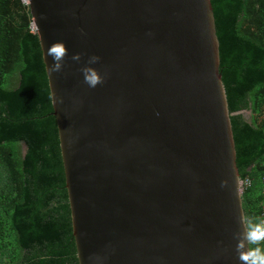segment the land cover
<instances>
[{"label":"water","instance_id":"water-1","mask_svg":"<svg viewBox=\"0 0 264 264\" xmlns=\"http://www.w3.org/2000/svg\"><path fill=\"white\" fill-rule=\"evenodd\" d=\"M27 2L78 264H241L243 178L211 0ZM56 41L68 56L49 76ZM92 55L107 72L95 88L80 71Z\"/></svg>","mask_w":264,"mask_h":264},{"label":"trees","instance_id":"trees-1","mask_svg":"<svg viewBox=\"0 0 264 264\" xmlns=\"http://www.w3.org/2000/svg\"><path fill=\"white\" fill-rule=\"evenodd\" d=\"M211 4L244 212L264 218V0ZM31 24L28 5L0 0V264H78L57 121Z\"/></svg>","mask_w":264,"mask_h":264},{"label":"clouds","instance_id":"clouds-1","mask_svg":"<svg viewBox=\"0 0 264 264\" xmlns=\"http://www.w3.org/2000/svg\"><path fill=\"white\" fill-rule=\"evenodd\" d=\"M81 32L83 30L81 29ZM47 56H51L53 63L48 68L49 76L63 70L65 57L68 56V48L63 41H56L47 49ZM81 53L74 54L71 58L74 61L81 60ZM97 55L89 56L86 66L80 69L83 74V82L89 88H95L105 82L107 72L103 75L98 69L92 67L100 61ZM53 103L63 104V97L56 98L53 93ZM227 181H221V187H226ZM241 230L233 234L237 241L235 251L241 264H264V218L241 216L238 220ZM91 264H103V258L99 255L89 257Z\"/></svg>","mask_w":264,"mask_h":264},{"label":"rangeland","instance_id":"rangeland-1","mask_svg":"<svg viewBox=\"0 0 264 264\" xmlns=\"http://www.w3.org/2000/svg\"><path fill=\"white\" fill-rule=\"evenodd\" d=\"M242 114H243V116L245 117V118H249V115H250V113H249V111H240ZM20 145H21V149L23 150L24 149V145L22 144V143H20Z\"/></svg>","mask_w":264,"mask_h":264},{"label":"built area","instance_id":"built-area-1","mask_svg":"<svg viewBox=\"0 0 264 264\" xmlns=\"http://www.w3.org/2000/svg\"><path fill=\"white\" fill-rule=\"evenodd\" d=\"M21 2L24 3V4H26V5H28L27 0H21ZM31 29H32V30H35L34 27H33V24H31ZM244 182H245V181L242 179V186H243V187H244Z\"/></svg>","mask_w":264,"mask_h":264}]
</instances>
